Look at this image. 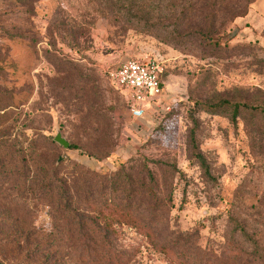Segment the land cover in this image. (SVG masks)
Masks as SVG:
<instances>
[{
  "label": "rangeland",
  "instance_id": "obj_1",
  "mask_svg": "<svg viewBox=\"0 0 264 264\" xmlns=\"http://www.w3.org/2000/svg\"><path fill=\"white\" fill-rule=\"evenodd\" d=\"M254 1L0 0V106L12 105L0 127L18 141L38 135L65 172L124 166L139 191L148 171L155 179V201L134 203L149 234L114 225L106 235L129 264H176L160 250L176 244L202 264L264 254V43L245 27ZM126 60L161 65L168 112L130 116L127 92L107 77ZM221 100L260 110H206ZM25 205L0 207V264L41 260L26 255L51 231L48 208ZM13 233L18 243L4 245Z\"/></svg>",
  "mask_w": 264,
  "mask_h": 264
},
{
  "label": "trees",
  "instance_id": "obj_2",
  "mask_svg": "<svg viewBox=\"0 0 264 264\" xmlns=\"http://www.w3.org/2000/svg\"><path fill=\"white\" fill-rule=\"evenodd\" d=\"M9 106H0V123L7 120ZM205 108L213 113L229 108L233 118L242 109L260 110L225 100L205 105ZM12 132L9 126L0 127V207L7 214L8 206L11 208L10 205H16L20 200L26 203L25 207L33 206L29 211L32 215L38 206L43 205L48 208L51 225L47 237L41 238L27 251V260L41 258L34 261L35 264H56L53 261L60 257L63 259L59 264H129L116 250L115 241H110L106 235L114 225L141 229L149 234L150 229L134 207L138 200L141 203L155 201L152 189L156 182L151 172L148 171L147 177L142 179L140 191L133 186L124 166L114 173L102 174L73 164L72 171L65 172L61 168L62 161L56 164L54 160L46 159L44 147L38 144V135L29 138L21 133L23 139L18 141L19 135L16 140L12 138ZM191 140L194 160L211 179L210 167L194 145L193 134ZM49 144L53 145L50 141ZM70 148L75 149L74 146ZM109 154L106 150L102 155L108 157ZM18 234L5 235L4 245L15 246L20 238ZM179 248L177 244L165 245L160 250L176 264H202L190 258L183 249L177 252ZM237 257L232 252L230 264L235 260L237 264ZM258 257H254L253 262L264 264V254ZM223 260L213 259L203 264H225Z\"/></svg>",
  "mask_w": 264,
  "mask_h": 264
},
{
  "label": "built area",
  "instance_id": "obj_3",
  "mask_svg": "<svg viewBox=\"0 0 264 264\" xmlns=\"http://www.w3.org/2000/svg\"><path fill=\"white\" fill-rule=\"evenodd\" d=\"M162 70L157 61L126 60L117 69L107 71V77L127 92V109L133 119L143 118L148 110L156 117L169 111V105L161 99Z\"/></svg>",
  "mask_w": 264,
  "mask_h": 264
},
{
  "label": "crops",
  "instance_id": "obj_4",
  "mask_svg": "<svg viewBox=\"0 0 264 264\" xmlns=\"http://www.w3.org/2000/svg\"><path fill=\"white\" fill-rule=\"evenodd\" d=\"M245 27L255 40L264 43V0H255L251 4L245 17ZM147 112L152 113L151 110H148Z\"/></svg>",
  "mask_w": 264,
  "mask_h": 264
},
{
  "label": "water",
  "instance_id": "obj_5",
  "mask_svg": "<svg viewBox=\"0 0 264 264\" xmlns=\"http://www.w3.org/2000/svg\"><path fill=\"white\" fill-rule=\"evenodd\" d=\"M53 141L60 145L63 149H68L69 143L62 137L60 131H56Z\"/></svg>",
  "mask_w": 264,
  "mask_h": 264
}]
</instances>
